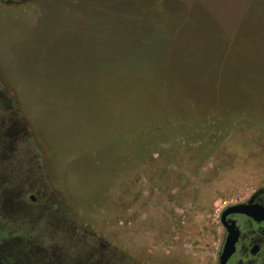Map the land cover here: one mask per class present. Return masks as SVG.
<instances>
[{
    "label": "rangeland",
    "instance_id": "374dc122",
    "mask_svg": "<svg viewBox=\"0 0 264 264\" xmlns=\"http://www.w3.org/2000/svg\"><path fill=\"white\" fill-rule=\"evenodd\" d=\"M8 3L0 229L36 244L22 264L215 262L221 211L264 185V0Z\"/></svg>",
    "mask_w": 264,
    "mask_h": 264
},
{
    "label": "flooded vegetation",
    "instance_id": "af4514ba",
    "mask_svg": "<svg viewBox=\"0 0 264 264\" xmlns=\"http://www.w3.org/2000/svg\"><path fill=\"white\" fill-rule=\"evenodd\" d=\"M26 2L27 0H0L1 5L8 2ZM27 205H36L38 198L31 191H23ZM244 204L249 206V212L230 211L222 222V212L230 206ZM222 239L215 262L220 264V257L225 243L229 238L233 240V250L224 264H264V185L259 187L248 200L228 204L220 213ZM34 237L36 235H33ZM19 235L0 229V264H22L23 257L20 253L25 251L32 257L35 248L30 243L19 247L14 241ZM37 239V238H36ZM29 241V240H28ZM31 241H34L32 237ZM24 243V242H23Z\"/></svg>",
    "mask_w": 264,
    "mask_h": 264
},
{
    "label": "water",
    "instance_id": "95a60500",
    "mask_svg": "<svg viewBox=\"0 0 264 264\" xmlns=\"http://www.w3.org/2000/svg\"><path fill=\"white\" fill-rule=\"evenodd\" d=\"M248 208H249V206L244 205V204H236V205L230 206L229 208H227L226 210H224L222 212V214H221L222 222L225 223L224 219H225V216L228 212H230V211L249 212ZM233 242H234L233 240L231 241L229 238L227 239L225 246H224V249H223V252H222L221 257H220V264H224L225 260L228 258V256L232 252Z\"/></svg>",
    "mask_w": 264,
    "mask_h": 264
}]
</instances>
